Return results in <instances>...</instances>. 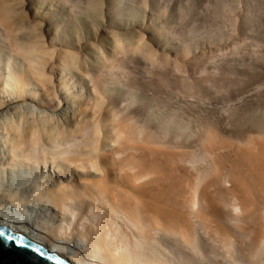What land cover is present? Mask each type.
<instances>
[{"label":"rangeland","instance_id":"374dc122","mask_svg":"<svg viewBox=\"0 0 264 264\" xmlns=\"http://www.w3.org/2000/svg\"><path fill=\"white\" fill-rule=\"evenodd\" d=\"M20 44H23L26 49L31 47L34 50L42 49L40 53L47 55L48 61H46L47 64L44 63V65L46 64L44 67L42 66L41 75L43 78L48 76L45 77L48 78L46 84L50 83L51 91L50 95L49 93L45 95V99L44 95H38L37 101L24 98V100H13L10 104L0 107V164H3V167L5 165L3 162L7 158V150L1 142L3 141L4 130L2 125L4 124L14 122L28 131H31L28 126L31 129L34 126L35 129L42 127L44 130L48 128L47 131H50L51 127L52 131H55L54 134H57V129L60 132L63 129L61 133L58 132V137H56L58 144L55 138L54 140L47 139V137V140L44 139L45 135L43 134L41 135L43 138L40 137L39 139L43 143L41 141L40 144L39 141L37 143V145H41V147L36 146L38 149L41 148V151L42 149L44 151L47 145V149L50 151L54 148V151L49 152L50 155L47 154L48 150L44 151L47 152L46 155L49 157L46 156V158L48 157L49 160L50 156H54V152L61 153V156L64 157L62 153L67 146L73 147L75 143H80L81 139L85 141L90 138L91 134L87 136L85 128L94 127L93 125L98 123L99 125H96L95 129L99 130L105 126L101 122L109 121L106 123L111 127L115 125L114 123H119L116 127L121 128L122 126L123 130L126 127L127 129L126 132L121 130L123 135L120 139L118 137L121 134L120 128L119 131L113 130L116 134L117 131L119 133L118 136L116 135L118 142L119 140L124 141V138L127 139V144H130L131 141L132 146L129 145L128 147H131L133 151H137L136 147H140L139 152H143L144 156L148 155L144 159L146 162H150L149 159L155 160L154 162L151 161L152 164L149 163L150 167L147 166L150 170L152 168V171L155 167L154 170L156 171H153L152 175L158 174L156 177L160 176V178L158 177L159 180H164L165 185L168 184L169 187L172 185V190L174 187L176 191L184 193L179 192L176 195L174 190V197L175 199L178 197V199L175 200L172 197L173 204L182 203L180 200H183L185 195L184 189L187 190L184 200L186 205L187 201L190 204L188 203L189 207L188 205L186 207V211L189 213V215L186 213V217L193 226L199 222L202 224L200 227H198L200 223L196 226L198 229L195 231L197 232H192L195 227L193 228L189 224L193 229L190 228L191 235L195 234L190 237L192 238L190 241H193L189 246H192L187 247V250L201 254L198 257H201L202 253L213 254L212 263L207 258H200L202 263L199 264H241L247 260L250 252H254V259L264 263V236H262L264 226H261V223L264 222V202L261 201L263 209L259 208L258 210L259 212L262 211L260 213L263 214L261 215L263 218L258 212L257 215L260 216L261 220L258 222L254 218L249 219V217V220L245 218L248 213L245 212V209H243L244 211L239 209L241 213L239 221L232 220L225 212V208H222L225 204L222 205L218 202L221 198L224 201L227 190L234 191L235 197L239 195L238 191L241 190L239 188L245 187L242 180L246 184L244 190L247 187H249L248 189L252 188V185L255 184H258L260 189L255 185L260 192L256 190L259 193L254 192L257 195L252 194L254 199L249 198L252 199V202L256 201L255 205L249 203L251 205V208L248 207L250 210L247 209L249 213L251 209L258 207L256 203L258 204L261 199L264 200V185L262 186L264 177L261 178L264 173V171L261 172L264 170L262 169L264 159L260 156L261 153H264V0H0V61L5 63L4 65L0 64L1 71L5 68L9 58H12L10 63H14L10 66H13L15 70L27 71V60L22 57L26 60L24 61L19 57L22 56V50H19L21 55L15 54L16 49L14 47ZM33 44L36 45L33 47ZM23 61L25 65H23ZM15 63L17 65H14ZM21 64L24 67H21ZM22 68L26 69L23 70ZM61 74L69 80V84L75 83L76 85L70 89L72 90L70 91L71 103L73 102L71 108L75 104H79V100L81 102L80 105L75 106L76 109H78L77 106L79 108L80 106L84 107L85 104L83 103L88 101L93 104L90 105L91 108L95 106L93 110L95 118L89 117V122L86 123L88 126H86L85 120L90 115L87 117L84 115L87 112L90 113L92 109L87 110L88 106L85 109L80 108V110L84 109L87 112L81 110V118L85 119H82L81 124L76 126L75 121L78 123L81 118L79 119L80 114L78 115L77 111H74L78 117L75 120V115L74 121L72 120L74 117L72 111L75 107L67 109L68 113L70 112L68 114L66 109H62L64 106L60 102L61 98L55 91V97L53 96L52 87L59 83ZM52 84L53 86H51ZM39 96L40 99H38ZM88 96L91 99L88 100ZM80 110L78 109V113ZM67 114L68 116H66ZM91 119L92 121H90ZM83 122L85 128L81 126ZM112 122L113 124H111ZM120 123L125 127L120 126ZM74 125L78 128L76 129ZM65 127L66 129L70 128V130L67 129L66 133ZM81 129L84 131L83 135L79 133L82 131ZM128 130L132 136L127 133ZM86 132L88 133V131ZM125 133L127 136L124 135ZM62 134L64 140L65 137L66 141L72 139V144L70 142V145H63L65 141L59 140L62 138ZM71 134L74 137H71ZM132 138L134 139L132 140ZM43 139L46 140V143L51 140V147L49 144L46 145ZM83 140L80 144H75L77 147H73L78 153L83 151L82 148L87 150L85 147H88L90 143L88 140L91 141V138L87 139V146H84L86 143ZM117 140L112 139L108 142L109 145L111 143L112 150L114 146L116 147ZM59 142L62 145H59ZM118 142L117 145L121 147L125 143V141L120 142V144ZM98 143L101 144L100 141ZM52 145L56 146L52 147ZM79 145L80 148L82 147L81 149ZM125 145L124 148H127ZM43 146L45 147L42 148ZM61 146V149L56 148ZM259 146L263 152L256 149ZM36 147L32 149L34 150ZM71 147L67 149L66 157H72V154H69L72 151L70 150ZM55 148L57 151L60 149L59 153L56 152ZM76 148L81 151L79 152V149ZM33 150L31 151L32 157L35 152ZM39 151L37 150L38 153ZM41 151L40 154L45 157V153L43 154ZM75 151L72 153L76 156L78 153L76 152V154ZM253 152L255 155L257 154L258 160L262 158L263 164H258L261 160L256 163L253 162L256 160L250 158V156L253 157L251 155ZM58 157L61 159L60 155H57V158L56 155L52 158L59 161ZM3 158L5 159L2 161ZM249 158L253 159L254 165L257 164L259 173H256L257 168L253 167ZM53 159H50L51 162L46 163L48 165L45 166L41 165L40 162L39 167H37L38 164L34 166V163L31 162L28 165L26 163V165L16 167V170L14 168L15 171L13 170V172L8 170V167L5 172L0 169V193L9 191V189L12 191L24 189V191L17 192L22 195L26 193L29 198L30 193H27L30 192L32 184L34 186L39 183V185L45 186L49 183L47 181L49 177L47 179L45 175L48 174L47 169L52 167L50 166L52 162H55ZM260 164L263 165L262 168ZM151 165L154 166L151 167ZM250 168H256V170ZM249 170L255 175L262 173L259 176L261 179L257 177L262 181L259 182L254 175L255 182L256 179L258 182L253 184L254 181H250L253 178L249 179L250 175L253 174ZM218 172H229L228 174L233 177L236 178L237 176L236 180L241 178V185L239 183L238 185L242 187H235L236 192L234 185L232 186L234 183L236 185V182H233L236 180L232 181L231 178L233 179V177L230 175H223L224 178L222 177V179L220 176L223 173L219 176ZM41 175H44L45 178ZM41 177L45 181H41ZM226 181L225 185L230 186V189L225 185L221 186V183L224 184ZM231 181L232 184H230ZM163 182L157 181L156 184L161 185L164 184ZM211 188L214 189L212 193ZM241 192L245 194L244 192L249 191L243 192L241 190L240 196L242 197L244 195ZM210 193L212 197L215 195V198H212ZM233 193L228 195L233 196ZM251 193L250 195H248L249 193L246 194V196L250 197ZM261 193H263V197ZM219 195L221 196L219 197ZM255 195L256 197H254ZM216 197H219L217 202L214 201L217 200ZM235 197L236 203L247 198ZM261 205L259 204V207ZM39 209L43 210L40 206H29L34 217H36ZM201 210L204 212L201 213ZM215 213L222 214L223 217L220 216L222 219H230L231 223L226 220L229 221L228 225L233 224L234 226L229 225V228L231 227L233 230L228 228L230 230L228 234H226L228 232L226 229L227 222L221 223L223 228L219 227L223 231L215 229L216 233H221L220 235L216 234V237L222 235L223 240L227 238H224L225 235L231 237L230 240L229 238L224 240L228 241L227 244L222 243L220 238H213V241L211 239L215 230L212 233L209 225L219 218L218 215L211 216ZM190 215L194 217L195 223L190 219ZM210 216L214 218V221L209 218ZM196 217L205 219L201 222V219L197 218V220ZM207 219L212 222L209 223ZM233 221L234 223H232ZM252 222H254L253 225H251ZM205 230L209 232L206 234L207 231ZM251 230L253 234L251 233L252 236H249ZM127 232L129 231L127 230ZM258 232H262L261 235ZM246 235L251 237V240L248 241V236L246 240L244 237ZM253 236L263 239L260 241L259 238H255L259 240V242L255 240L259 246H255L252 252L248 249L249 245L247 247L246 244L250 241L253 243ZM160 237L159 241L157 236V241L162 245V248H166L163 236L160 235ZM200 238L204 241L206 239L211 240L205 243ZM166 239L168 238L166 237ZM175 240L176 238L173 236L170 238V241ZM255 241L254 244H250L257 245ZM153 244L149 250L155 251L161 246L159 244L157 248ZM251 245L250 248H252ZM169 248L175 250L176 246L172 244L169 245ZM249 250L250 252H248ZM178 261L175 263L178 264ZM187 262L196 264L191 260Z\"/></svg>","mask_w":264,"mask_h":264},{"label":"bare ground","instance_id":"6f19581e","mask_svg":"<svg viewBox=\"0 0 264 264\" xmlns=\"http://www.w3.org/2000/svg\"><path fill=\"white\" fill-rule=\"evenodd\" d=\"M34 45H36V44H33V47H34ZM23 46H24L23 44L22 45L21 44L15 45L14 48L16 49V51L22 50L21 51L22 56H19V57H21V58L23 57L24 59L27 60L26 61L22 58L28 64L27 71H25V72H23L22 70L17 71L13 68V66L11 67L10 65L12 63H14V62L10 63L12 61V58L8 59V63H6V66H5L6 69L5 68L3 69L4 72L1 71L2 67H0V107L10 104V102H12L13 100H19V99L24 100V98H30L32 100L35 99L37 101L36 98L38 95H42V96L44 95V99H45V95H47L48 93L50 95V91H51V88L49 85L50 83L46 84V81H48V78H45L48 76H44L45 74L43 72L42 73L44 74L43 75L44 78L41 75V71H42L41 68H42V66L44 67L47 64L46 61H48L46 59L47 55L40 53L42 49L39 50L38 47L37 48L39 51L36 49L34 50V48H32V47L30 49L29 48L26 49ZM14 48H12V49L14 50ZM16 51H15V54L19 53L16 55H21L20 51L19 52H16ZM10 59H11V61H10ZM19 60H21V59H19ZM24 61L22 62L23 65H25ZM1 63H2V61H0V64ZM16 63L14 65H17ZM44 63H46V64L44 65ZM2 64L4 65L5 63H2ZM61 64H62V62H61ZM23 65L21 67H24ZM25 69H23V70H25ZM63 70L65 71V69H63ZM64 73H62V74H64ZM62 74H61L60 80L58 81L59 83L55 84L54 86L52 84L51 86H53L52 87L53 88L52 89L53 94H54L53 96L55 97V94L57 93V95H59L61 98L60 102H62V104L64 106V108H62V109L67 110V109L71 108L70 106L73 103V102L71 103V95H70L71 92L70 91H72V90H70V89L72 86H76V85H75V83L69 84V80H67L64 76H62ZM54 83H56V82H54ZM54 91L56 93H54ZM42 96H41V98H42ZM48 96H47V98H48ZM77 96H75V97H77ZM89 98L91 99V97L88 96V100H89ZM38 99H40V96ZM73 100H74V98H73ZM43 101L45 102V100H43ZM57 101H58V99H57ZM79 101L81 102V100H79ZM50 102H52V101L50 100ZM80 102H78L79 104L74 103L75 106L80 105ZM95 102H96V100H95ZM22 103L24 104V102H22ZM87 103H83V104H85L84 107L80 106V108L82 107L84 109H85V107L88 106L87 110L92 109L91 110L92 113L87 112V110L84 111V109H81L84 112H87V113H85L84 117H87L88 115H90V116H88V119L85 120L86 122L83 120L85 122V124L89 122L88 121L89 117L92 118V116H93V118H95L93 115L94 114L93 110H94L95 106H93L91 108L90 105L92 103L89 102L88 103L89 105ZM25 104H26V102H25ZM60 107H61V105H60ZM74 107H72V108H74ZM77 107L80 110L79 106H77ZM9 108H11V106H9ZM75 109H76V107L74 108V110L72 112L74 113V111H77L76 113L79 115L81 113V110L78 113V109H76V110ZM64 112H66V111H64ZM66 113H68V110ZM76 113H74V117L72 116L73 117L72 120L75 118ZM68 114L66 116H68ZM81 116L82 115L80 114L79 119L81 118ZM95 116H96V114H95ZM77 117L78 116L76 115L75 120L77 119ZM82 119H85V118H81V120H78V123H76V121H75V125L77 126V124H78V126H79V123L81 124ZM92 119L90 121H92ZM96 120H98V119H96ZM96 120H94V121L96 122ZM99 121H100V119H99ZM84 122L81 126L85 125ZM106 122H104V123L101 122V124H103V126L105 125L103 128L98 127V128H100L99 129L100 132L98 129H95L96 125H99L98 123L97 124L94 123L95 124V125H93L94 127H91L94 130H92L91 128H88V127L85 128V126H83L86 129V131H88V133L85 131L87 136H89L88 134H91V137H90L91 141L88 140L90 142L89 143L90 145H89L87 143L88 142L87 139H90V138H87V139L85 138L86 140L84 141L83 139H81L80 143L83 140V142H85L86 144H84L83 142H82V144H84V146L85 145L87 146V144H88L89 149H88V147H85V149H87V150H84V148L81 147L83 149V151L80 152L81 148L79 145L80 149L76 148V149H79L80 153H78L77 151L74 150L73 147H77L76 145L80 144V143L79 142L75 143L76 145L74 144L73 147H71V146H69V147L73 148V149L70 148V150L75 151V153L77 152L78 155H76V156L73 155V153L71 151V153L69 152V154H72V157H66L65 155L68 152L67 149H69V147L66 145L67 148L63 147V148H66L65 151L63 150L65 153L62 151L63 152L62 155H64V157L61 156V153L57 154L54 152V156L56 155V158H57V155H60V157H61V159L58 157L59 161L56 160L57 162L54 160L55 158L54 159L52 158L54 156H50L49 160L47 159L49 157L48 155H50L49 152L54 151L53 150L54 148H52L51 151H50V149L48 150L47 144H49V146L51 147L50 143L52 141L50 140V142H49V140H48L49 143L48 142L46 143V140L48 138L54 140V138H55L56 139L55 141L58 144V142H57L58 138H56V137H58V134H59L58 132H60V130L57 129L56 130L57 134H54L55 131L53 132L52 131L53 129H51V127L49 129L50 131H47L48 128H45L43 130V128L41 126H40L41 129H39V128L35 129L36 128L35 126L32 127V129L34 128V130H32L28 126V128L31 130V131H28V130H25L26 128L23 129L24 128L23 126H22L23 128H21L20 126L16 125L14 122L13 123L10 122L6 125L4 124L5 126L2 125L3 126L2 129L4 130V132H3L4 135L2 137L3 141H1V142H3L4 148L7 150V152H6L7 155L5 154L7 156V158L2 159V161L5 159L4 160L5 162H3L5 164L4 167H3V164H0V165H2V167H0L2 172H5L7 170V167H8V170L13 172L14 168L16 170V167L21 166L23 164L26 165V163L28 165V163H31V162L34 163V166H36L35 164H38L37 167H39L40 162H41V165H43V166L48 165L49 164L48 162H51L50 159L51 160L53 159V161H55V162H52V165H50L52 167L50 169H47L48 174H46V175L44 174L45 176H47V179L49 177V180L46 179L47 181H49V183L46 181L48 183L47 185L44 182L43 183L45 184V186L39 185V183L37 184L36 181H35V183L37 185L34 183L35 185L33 186V184L31 183L32 184L31 189L29 188L30 187V185H29L28 189H30L29 190L30 192L27 193V194L30 193L29 198H28L29 195L27 196L26 193L23 192L24 189H21V190H23L22 193H24L25 196H24V194L22 195L21 193L17 192V191L21 192V190H19V189L15 190V191H12L9 189V191L6 190V191H3L2 193H0V222L4 223L5 225L10 227L11 229H14L17 232L22 233V234L38 241L39 243L43 244L45 246V248H47L49 251H54V252L59 253L60 255L65 256L70 264H176L175 262L177 260H179L178 264H188L189 262H187V261H189V260H191V262L194 261V263L199 264V263H202V262H200V258H207L212 263L213 254H209V253L203 254L202 253V256L198 257L201 254L199 255V254H196L194 252L187 250V247L189 248L192 246V245L189 246V244H191L193 241V240L190 241V239H192L190 237H192L195 234L194 233L193 235H191L190 225L193 228L195 227L194 230L191 228L193 230L192 232H197V231H195V229H198L196 226L200 223L199 222L196 224V226L195 225L193 226L192 224H190L191 222L189 223V221L186 217L187 216L186 213H188L186 211V207H187L189 202L187 201V205H186L184 198H185V195H187L186 194L187 190L184 189L185 195L183 197V200H180V201H182V203L180 202V204H178V205L174 203L175 204L174 205L173 204L174 201H171L172 197H174V194H173V192L175 190L174 187L172 190L171 184H170L171 185L170 187L168 186V184L165 185V183L163 182L164 180L163 181H161L162 179L159 180L160 176L156 177V175H158V174L154 173V175H152L153 171L154 172L156 171V170H154L155 167H153L154 168L153 171H152V168L150 170L147 167V166L150 167L149 163L152 164V162H154L155 160L152 161L151 159L148 158L150 160V162H146L144 159L147 158L148 155L144 156L145 154L143 155L142 154L143 152L140 153L139 152L140 147H136L138 153H137V151H133V149L131 147L130 148L128 147L129 145L132 146L131 141L129 142L130 144H127L126 143L127 139H125V138H124V141H125L124 145L127 144V145H125V146H127V148H124V145H122V147L117 145L118 140L116 139L117 138L116 135L117 136L119 135L118 131H119L120 127L118 128L116 126H118L117 124H119V123H114L115 125H113V126H115V127L112 128L113 126L111 127V125L107 124L109 121L107 123ZM111 124H113V122ZM75 125H74V127L77 129L78 127H76ZM121 125H123V124L120 123V126ZM42 126H44V125H42ZM71 126H73V124ZM86 126H88V125L86 124ZM123 126L125 127V125H123ZM67 127H68V125H67ZM101 127H102V125H101ZM116 128H118V129H116ZM64 129H65V133H66L67 129L70 130V128L66 129V127ZM72 129H73V127H72ZM87 129H91V130H87ZM126 129H127V127H126ZM78 130H80V129H78ZM83 130L81 132L79 131V133H81V135H83L82 134L84 132ZM113 130L114 131L118 130L117 134L115 132H113ZM121 130H123L122 126H121L120 131H119L121 133L120 136H118L119 139H120L121 135H123V132H121ZM125 130H123V131L126 132ZM62 131H63V129H62ZM89 131L90 132L92 131L93 133H90ZM72 132L74 133V129ZM70 133H71V131H70ZM70 133H68V134H70ZM127 133H129V130ZM42 134L45 135L44 139H46V137H47V139L45 141L43 139L44 143L47 146L44 144L46 147L43 146L42 148H44V147L46 148V149H44V151L48 150L47 151L48 153L46 152L48 155H46V153L43 151V149H42V151H43L42 152L41 148L40 149L37 148L38 145L40 144V141H41V140H39L40 137L43 138V136H41ZM63 134H62V138H59V140H61V139L64 140ZM72 134H71V137L74 135V134L73 135ZM124 135L127 136L126 133ZM60 136H61V134H60ZM87 136H84V137H87ZM130 136H132V135L130 134ZM77 138H79V137H77ZM112 139L117 140L116 147L114 146L113 150L110 147V146H112L111 143H110V145L108 143L109 141H112ZM133 139L134 138H132V140ZM71 140L72 139H70V141L69 140L66 141V137H65V140H64L65 143L63 145H65V144L70 145ZM38 141H39V144L37 145ZM64 141H62V142H64ZM99 141L101 142V144L98 143ZM122 141L119 140L118 143L120 144V142H122ZM72 142H73V140H72ZM72 142H71V144H72ZM113 143L115 144V141ZM99 144H100V146H99ZM53 145H52V147L56 146V145L55 146H53ZM59 145H62V144L60 143ZM39 146L41 147V145H39ZM33 147H36V149L40 150L43 154L45 153L44 154L45 157L44 156L42 157V154H40V151L38 153L35 148L33 150L32 149ZM50 147H48V148H50ZM260 147L261 146H259V148L256 147V149L258 151L260 150L261 152H263L262 148H260ZM56 148L61 149L62 146L56 147ZM56 148H55V150H56V152H58L60 149L57 151ZM136 148L134 150H136ZM263 148H264V146H263ZM31 149L33 150V152L35 151L34 152L35 157L31 156L33 154V153L31 154V151H32ZM258 151H257V153H258ZM37 153L40 154L39 156L42 158H40V159L37 158V157H39ZM36 154H37V157H36ZM5 155H4V157H6ZM52 155H53V152H52ZM251 155H253V157L250 156V158H253V159L255 158L256 160L254 159L255 161H253V159L251 160L249 158V162L252 163V161H253L256 163V162L261 160L260 162H258V164L259 163L263 164L264 161L262 160V158L261 159L259 158V160H258L257 154L255 155L253 152ZM263 155H264V153L260 154V156H262L264 159ZM46 156H48V157L46 158ZM41 159H42V161H41ZM46 160H48V161H46ZM46 163H48V164H46ZM145 163H147V164H145ZM262 164H260V166ZM29 165H32V164H29ZM252 165H253V167L255 166L257 168V164L254 165L252 163ZM152 166H154V165H151V167ZM245 166H247V165L245 164ZM47 167H49V166H47ZM262 167H263V165L261 166V168ZM41 168H44V167H41ZM256 168H250V169L256 170ZM262 169H264V167ZM1 170H0V172H1ZM45 170H46V168H45ZM251 170H249V171L251 172ZM258 171L260 172V170L257 168L256 173H259ZM263 171L264 170H262L261 172L263 173ZM222 173L218 172V175L220 176V174H222ZM226 173L224 172L220 176V178H222V177L224 178L225 175H228V176L230 175V174H228L229 172L227 174ZM251 173L253 175H250L251 177H249V179H251V178L254 179L255 174L253 172H251ZM261 174L260 175L256 174L255 177L259 178V176H261ZM44 175L43 176L41 175V176L43 178H45ZM166 175H167V172H166ZM166 175H165V177H166ZM230 176L233 177L232 175H230ZM42 177H41V181H45L42 179ZM263 177H264V173H263V176L261 178H263ZM236 178H237V176H236ZM236 178L234 176L233 179L231 178V180L232 181L236 180ZM261 178H259V179H261ZM36 179H38V178H36ZM253 179L250 180V181H254L253 184L258 182L257 179H256V182H255V179L254 180ZM229 180H230V178H229ZM238 180H239V182H238ZM157 181H159V183L163 182L164 184H161V185L156 184ZM224 181H225V179H224ZM232 181L230 182V184H232L233 182H236V185H235V183L232 184V186L234 185V188L235 187L236 188L242 187V186H239V185H241L240 184L241 178L240 179L238 178L236 181H233V182ZM242 181H243L242 183L246 187L244 180H242ZM261 181L262 180H259V182H261ZM221 182H222V180H221ZM226 183H227V181L224 182V184L221 183V186L225 185ZM238 183H239V185H238ZM263 183H262V186L264 185ZM255 185L257 187L259 186L258 184H255ZM255 185H252V188ZM256 186L253 189L254 191L252 190V188H250L251 189V191H250V189H248L249 187H247V189H245V190H248L249 192H244L245 187L239 188V189L243 190V192L245 194H243L241 192L244 195L241 197L240 196L241 190H240V191H238L239 195L236 194L237 195L236 197H240L239 199H241L243 197H247L246 200H244V198L241 199V202L239 200L240 203H236L237 199L235 202V200H234L235 194L233 193L234 191L230 192L231 191L230 186L229 187L226 186L227 188L230 189V191L227 190L226 196L224 194V196H225L224 201L222 198H221L222 200L219 199V201H218V198L221 195H219V197H216L217 200H214V199L213 200L216 202L218 201L219 204L222 203V205H224V204L226 205V206L224 205L223 207H222V205H219V206H221L223 209L225 208V210H226L225 212H227V215H229L230 219H232V220L239 221L241 219L240 218L241 213L239 212V209H241V211L243 209H245V212H248L246 214L245 218H247V219L249 217H250L249 219L254 218V219H257L256 222H258V220L261 221L259 217L264 214V213L261 214L262 211H260L261 213L258 211L259 208H262L261 203L264 202V200L261 199L263 197L264 188H263V190L261 189L263 191V193H261L262 197L260 195V197H261L260 202L258 204L256 203V205H258V207L251 209L250 213H249V211H247V209H249L248 207L251 208V205H253L256 202L255 200H253L255 202L251 201L252 199H254L252 194H256V193L260 192L259 187H258V189H259L258 190V189H256ZM180 190H181V188H180ZM213 190L211 188V193ZM256 190L259 192H256ZM179 192L183 193L181 191H179ZM179 192L177 190L174 193H177L176 195H178ZM215 192H213V193H215ZM236 192H237V189H236ZM251 192H253V193H251ZM254 192H256V193H254ZM211 193H210V196H211ZM231 193H233L234 197L229 196V195H232ZM250 193H251L252 197L246 196V194L250 195ZM256 195L254 197H256ZM214 196L213 197L211 196V197L215 198ZM217 196H218V194H217ZM227 196H229V197H227ZM226 197H227V199H226ZM181 198H182V196H181ZM249 198H252V199L250 200ZM173 199H175V197ZM177 199H178V197H177ZM177 199H175V200H177ZM179 199H180V196H179ZM247 199L249 200L248 202H247ZM258 199H259V197H258ZM178 203H179V201H178ZM249 203H251V205ZM259 204L261 205V207H259ZM31 205L34 207L40 206L41 208H43V210L39 209L36 217H34L32 215V212L29 210V206H31ZM212 206L215 207V205H212ZM188 207H189V205H188ZM253 207H255V206H253ZM263 207H264V205H263ZM190 208H192V207H190ZM187 210H188V208H187ZM202 211L203 210H201V213L204 212V211L203 212ZM220 211H221V209H220ZM258 212H259L260 216L257 215ZM188 215H189V213H188ZM217 215H218V213L217 214L215 213L214 215H211V216H217ZM197 216H198V214H197ZM199 216H201V215H199ZM211 216L209 218L214 221V218H211ZM218 216H219V218L217 220L215 219L216 221H214V222H212L211 220L209 221L207 219L209 223L212 222V224L210 223V225H209L212 233H214L213 230H215V229L216 230L219 229L220 231H223L220 229L221 227L223 228L221 223L227 222V224H226L227 227L225 226L226 229H228L229 225H230V224L228 225V222L230 221V223H231L230 219H226V220H229V221H226L225 219L220 218V216L223 217L222 214H219ZM191 217H190V219L193 220V222H194V219H193L194 217L193 216H191ZM229 217H227V218H229ZM263 217H264V215H263ZM197 218L199 220L201 219L200 220L201 222H203L205 219V218L202 219L203 216H202V218L196 217V219ZM223 220H225V221L222 222ZM204 223H206V222H204ZM232 223H234V221ZM239 223H237V224H239ZM263 223H261L262 224L261 226H264ZM253 224H254V222H252L251 225H253ZM201 225L202 224L200 223L198 225V227H200ZM206 225H207V223H206ZM230 226H233V224H231ZM126 228H128V229H126ZM210 229H208V230H210ZM229 229H228V232H226V234L229 233V231H230ZM231 229L233 230V228H231ZM127 230L129 232H127ZM216 230H215V233L213 234V236L211 235L212 238L210 237L212 239V241H213V238H215V239L220 238V241L222 243L225 242L224 244H227L228 241L226 242L224 240H227V238H229V236H226L224 234L225 235L224 238L227 237L224 240L221 237L222 235L219 237L217 235V237H216V234H219V235L221 234L220 232L216 233ZM252 230L248 234L249 236H252L251 235ZM205 231H207V230H205ZM208 232L209 231H207L205 233L207 234ZM159 233H161L160 235L163 236L162 238L164 240V243L166 244L167 249L164 247H163L164 248L163 249L162 245L157 241V236H158V240H159V238H161ZM224 233H225V231H224ZM260 233H262V232H260ZM232 234H233V232H232ZM262 234H263L262 236H264V232ZM248 235H246L244 237L246 238ZM170 236L175 237L177 241L176 240L170 241V238H171ZM230 236H231V234H230ZM242 236H243V234H242ZM249 236H248V241H249V239L251 240V237H249ZM166 237L168 239H166ZM201 238H200V240L205 239L204 237H203V239H201ZM230 238H229V240H230ZM255 238H259V237L255 236L254 238H252V239H254V241L255 240L257 241L258 239H255ZM211 239H209V240H211ZM260 239H263V238L260 237L259 240ZM209 240L206 239V241H209ZM217 240H219V239H217ZM246 240H247V238H246ZM259 240H258V242H259ZM206 241H204V242L206 243ZM254 241H253V243H252V241H250L249 243L247 242L248 244H246L247 247L249 245L248 249H250L252 252H253L252 249L255 246H259L256 241H255L256 242L255 244H257V245L253 246L250 244V243L254 244ZM161 242H162V239H161ZM164 243H163V245H164ZM152 244L157 248L160 244L161 245V246H159L160 249L159 248L155 249V251L149 250V249H151ZM172 244L176 246L175 250L173 248H171V249L169 248V245H172ZM250 245L252 248H250ZM257 248L258 247H256V249ZM250 250L248 252H250ZM254 251H255V249H254ZM241 264H264V263L260 260L254 259V252L253 253L250 252V253H248L247 260L245 262H242Z\"/></svg>","mask_w":264,"mask_h":264},{"label":"water","instance_id":"95a60500","mask_svg":"<svg viewBox=\"0 0 264 264\" xmlns=\"http://www.w3.org/2000/svg\"><path fill=\"white\" fill-rule=\"evenodd\" d=\"M0 264H70L38 241L0 222Z\"/></svg>","mask_w":264,"mask_h":264}]
</instances>
